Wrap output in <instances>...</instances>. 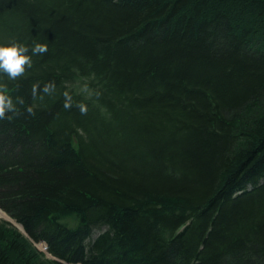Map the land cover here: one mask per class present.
I'll list each match as a JSON object with an SVG mask.
<instances>
[{"label": "trees", "instance_id": "obj_1", "mask_svg": "<svg viewBox=\"0 0 264 264\" xmlns=\"http://www.w3.org/2000/svg\"><path fill=\"white\" fill-rule=\"evenodd\" d=\"M12 41L0 264H264V0H0Z\"/></svg>", "mask_w": 264, "mask_h": 264}, {"label": "clouds", "instance_id": "obj_2", "mask_svg": "<svg viewBox=\"0 0 264 264\" xmlns=\"http://www.w3.org/2000/svg\"><path fill=\"white\" fill-rule=\"evenodd\" d=\"M31 51L32 55H43L48 51L47 44L34 43L31 49L27 45L12 41L8 44H0V73L6 74L10 80H17L25 74L26 68H31L32 59L28 55ZM85 90H87L85 88ZM42 92L45 95H51L55 92V83L48 82L43 85L42 89L39 85H33L32 96L33 98L43 99V95H39ZM64 104L63 107L68 110L73 107V97L69 92H64ZM16 103L23 105L22 98L17 97ZM82 115L87 114V106L83 103L76 105ZM29 115H34V111L31 107L26 109ZM8 113L18 115V109L13 103V99L10 95L6 94L5 87L0 86V120L11 119L8 117Z\"/></svg>", "mask_w": 264, "mask_h": 264}, {"label": "rangeland", "instance_id": "obj_3", "mask_svg": "<svg viewBox=\"0 0 264 264\" xmlns=\"http://www.w3.org/2000/svg\"><path fill=\"white\" fill-rule=\"evenodd\" d=\"M4 212V211H3ZM0 221H8V220H5L4 218H2L1 216H0ZM8 222H10V221H8ZM17 224H19V223H17ZM12 225V227H14L15 229H17L19 232H21L22 234L24 233V232H22L21 231V229H18L19 227H17L16 225H14V224H11ZM20 225V224H19ZM21 226V225H20ZM103 230V229H102ZM101 230V231H102ZM101 231H99V230H95L94 232H93V234H92V236H91V238L88 240V243L89 242H92V240L101 232ZM44 244V243H43ZM36 245V244H35ZM36 247H37V245H36ZM38 248V247H37ZM44 248H45V246H44ZM39 249V248H38ZM40 250V249H39ZM45 250V249H44ZM40 251H42V250H40ZM43 253H44V255H45V257L46 258H51V256H50V254L45 250V251H42ZM64 264H67V263H64Z\"/></svg>", "mask_w": 264, "mask_h": 264}, {"label": "bare ground", "instance_id": "obj_4", "mask_svg": "<svg viewBox=\"0 0 264 264\" xmlns=\"http://www.w3.org/2000/svg\"><path fill=\"white\" fill-rule=\"evenodd\" d=\"M0 216L2 217V218H4L5 220H8V221H10L12 224H14V225H16L17 227H19L20 228V226H19V224H17L12 218H10L5 212H3L1 209H0ZM37 245V247L40 249V250H42V251H45L44 249V244L43 243H38V244H36Z\"/></svg>", "mask_w": 264, "mask_h": 264}, {"label": "water", "instance_id": "obj_5", "mask_svg": "<svg viewBox=\"0 0 264 264\" xmlns=\"http://www.w3.org/2000/svg\"><path fill=\"white\" fill-rule=\"evenodd\" d=\"M19 226H20V225H19ZM18 229H21V231H23V232H24V230H23L22 226H20V228H18Z\"/></svg>", "mask_w": 264, "mask_h": 264}]
</instances>
